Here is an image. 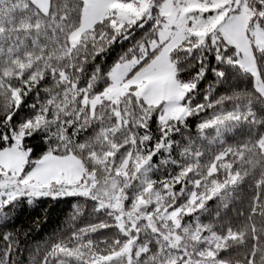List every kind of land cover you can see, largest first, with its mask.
Wrapping results in <instances>:
<instances>
[{"label":"snow or ice","instance_id":"6c2138e0","mask_svg":"<svg viewBox=\"0 0 264 264\" xmlns=\"http://www.w3.org/2000/svg\"><path fill=\"white\" fill-rule=\"evenodd\" d=\"M0 264H264V0H0Z\"/></svg>","mask_w":264,"mask_h":264},{"label":"trees","instance_id":"16d2710c","mask_svg":"<svg viewBox=\"0 0 264 264\" xmlns=\"http://www.w3.org/2000/svg\"><path fill=\"white\" fill-rule=\"evenodd\" d=\"M60 207L61 208H65L66 205H61ZM59 215H60L59 211H57V213L54 214V216H53V222H52L53 224L55 223L56 217L59 216ZM51 227H52V224L46 225L44 227V230L43 231L38 232L35 235V237H34L35 241H41V240H43L46 237V235L48 234V232L51 229Z\"/></svg>","mask_w":264,"mask_h":264}]
</instances>
